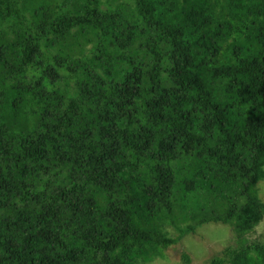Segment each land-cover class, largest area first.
Listing matches in <instances>:
<instances>
[{
    "label": "trees",
    "instance_id": "1",
    "mask_svg": "<svg viewBox=\"0 0 264 264\" xmlns=\"http://www.w3.org/2000/svg\"><path fill=\"white\" fill-rule=\"evenodd\" d=\"M262 179L264 0H0V264H264Z\"/></svg>",
    "mask_w": 264,
    "mask_h": 264
},
{
    "label": "rangeland",
    "instance_id": "2",
    "mask_svg": "<svg viewBox=\"0 0 264 264\" xmlns=\"http://www.w3.org/2000/svg\"><path fill=\"white\" fill-rule=\"evenodd\" d=\"M256 193L264 200V179L256 186ZM182 217V216H179ZM190 220H181L180 226H186ZM171 237H177L178 231L172 225L167 228ZM264 242V219L254 231L247 236V242ZM238 239L228 225L220 223H208L196 230V234H188L179 242L170 245L161 251L162 257H158L151 264H188L183 253L190 257L189 264H208L210 259L220 254L226 247H238Z\"/></svg>",
    "mask_w": 264,
    "mask_h": 264
}]
</instances>
